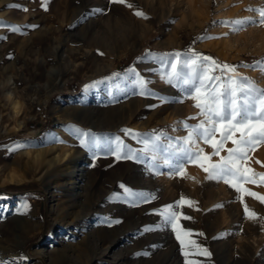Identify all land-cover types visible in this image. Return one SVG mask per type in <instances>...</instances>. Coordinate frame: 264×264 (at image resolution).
Instances as JSON below:
<instances>
[{
    "label": "rangeland",
    "instance_id": "obj_1",
    "mask_svg": "<svg viewBox=\"0 0 264 264\" xmlns=\"http://www.w3.org/2000/svg\"><path fill=\"white\" fill-rule=\"evenodd\" d=\"M25 1L0 3L6 11L21 15L26 9ZM226 2L126 0L132 5L128 8L109 0H69L63 17L56 16L54 7L48 8L52 30L62 26L53 33L42 76L30 79L20 69L24 60H18L11 69L20 71V97L6 101L0 90V194L8 197L0 200L1 257L6 250L26 249L33 254L52 246L55 239L68 246L66 254L75 264H185L175 234L155 214L183 196L196 203L180 209L192 217L181 223L193 233H203L191 239L211 252L210 258L189 259L200 264H264V204L245 197L244 203L258 215L255 221L245 219L235 191L223 182L208 180L199 167L188 165L185 178H169L151 174L147 161H116L104 153L94 160L92 153L79 146L69 128L76 126L100 137L120 135L137 149L142 146L124 137L123 129L144 134L166 130L174 138L186 136L180 122L198 123V119H189L198 117V110L190 99L161 105L158 97L177 100L181 93L163 78L160 57L191 49L232 65L264 62V26L248 24L239 32L223 26L222 21L231 22ZM257 2L253 11L240 20L260 19L255 10L264 8V0ZM31 3L38 13L46 12L41 0ZM137 10L150 18H137ZM202 36L213 38L201 40ZM6 42L7 37L1 35L0 47ZM67 45L75 57L70 67L60 58V49ZM98 50L104 55H98ZM2 52L0 49V67L13 64L16 55L9 63L3 62ZM149 52L152 56H147ZM130 69L148 81L151 97L133 95L134 90L129 88L117 92L113 102L107 94L108 85L84 91L85 85L114 73L127 74ZM238 72L264 89V72L251 67H240ZM17 101L18 110L12 106ZM104 110L112 111L111 116L99 120ZM53 138L71 146L53 143ZM18 143L29 145L26 153H9L8 149ZM226 147H232L231 143ZM205 150L210 151L206 146ZM79 151L82 158L77 166L73 155ZM252 155L264 163V146ZM41 161L45 165H40ZM251 166L264 172V167L254 161ZM80 175L83 179L77 185ZM120 185L146 192L152 199L133 207L118 198L124 196ZM246 187L264 195V186ZM22 202H27L29 208L22 209ZM106 218L121 223L109 227ZM146 228L153 230L145 231ZM57 229L61 233L52 240V232ZM237 232L241 234L235 235ZM20 264L40 263L31 260Z\"/></svg>",
    "mask_w": 264,
    "mask_h": 264
},
{
    "label": "snow or ice",
    "instance_id": "obj_2",
    "mask_svg": "<svg viewBox=\"0 0 264 264\" xmlns=\"http://www.w3.org/2000/svg\"><path fill=\"white\" fill-rule=\"evenodd\" d=\"M109 2L132 8V5L126 3V0H109ZM48 3L49 0H41L45 11L48 10ZM249 11H253V9H249ZM255 11L260 17L258 21L238 19L231 22L222 21L221 24L230 27L233 32L243 30L248 24L264 26V8ZM134 15L141 19L150 18L141 10L135 11ZM0 26H7L12 32H21L19 25L8 26L0 21ZM28 27L38 26L29 25ZM212 38L202 36L201 40ZM97 54L104 55L99 50ZM147 56H152V53H147ZM159 63L163 78L181 93V98L177 100L158 97L161 105L183 103L190 99L193 101L194 108L198 110V117L189 118L190 120L198 119V123L180 122L187 133L186 136L174 138L168 136L166 130H154L144 134L134 132L132 129H123L124 137H130L142 146L137 149L125 143L120 135L100 137L91 131L69 126L72 135L81 148L92 153L94 160L104 153L116 161L131 160L139 163L147 161L148 170L153 175L185 178L188 165L199 167L207 174L208 180L223 182L235 191L239 202L243 205L245 219L257 220V213L249 209L248 205L244 203V198L252 197L264 204V195L246 187V185L264 186V172H257L251 166L254 161L264 167V163L254 160L252 155L260 146H264V89L258 88L249 77L241 75L238 69L251 67L264 72V62L258 61L253 65H232L190 49L187 53L164 54L159 58ZM102 85L109 86L107 94L113 99V102H116L115 94L117 92L123 93L129 88L134 90L133 95L146 98L153 95L148 88V81L135 69H130L127 74L114 73L109 77L94 81L85 85L84 91L97 89ZM165 140L167 143H164ZM52 142L71 146L60 138H53ZM229 143L232 147H226ZM205 146L210 151H206ZM28 147L27 143H18L8 149V152L27 150ZM222 153H226V155H222ZM162 168L167 169V172H162ZM120 187L124 191V196L118 198L133 207L148 203L152 199L146 192L133 191L124 185H120ZM6 199H8L6 195L0 194V200ZM195 203V201L181 196L175 204H169L155 213L162 217L164 225L170 227L175 234L181 254L185 257V264H200L199 261L189 259L190 256L211 257V252L206 247L191 239L193 235L203 236V233H193L191 230L185 229L181 223V221L191 220L192 217L184 214L180 209L191 208ZM21 207L27 209L29 204L22 202ZM218 207H223V205ZM18 214L26 213L18 211ZM106 223L111 227L121 221L106 218ZM152 230L151 228L145 229V231ZM240 234L241 232L235 233V235ZM0 264H12V262L0 261Z\"/></svg>",
    "mask_w": 264,
    "mask_h": 264
},
{
    "label": "bare ground",
    "instance_id": "obj_3",
    "mask_svg": "<svg viewBox=\"0 0 264 264\" xmlns=\"http://www.w3.org/2000/svg\"><path fill=\"white\" fill-rule=\"evenodd\" d=\"M226 3L228 5L227 16L228 19L232 21L238 19L240 20L242 17H244L245 14L247 15V12H250L249 9L253 8V6H255V4L258 2L257 0H227ZM30 4H32L31 0L25 1V7L27 11L20 15L19 12L6 11L5 8L1 7L0 3V18L3 19L4 25H19L21 27L20 34L12 32L7 26H3L2 28H0V36L3 35L7 37V42L2 47H0V49L3 50L1 60L3 62H8L12 55H16V60L14 59L13 64L10 63L8 64V66H3L2 68L0 67V75L2 76V80L0 82V90L2 91L1 98H5L6 101H10L11 99L20 97V71L17 68L15 71H13V68L11 69V67L15 66L14 64L18 60H24L25 64L20 67V69H22V73L29 76L30 79L41 77L43 74H41V71L44 69L47 63L46 60L50 49L52 48L53 33L55 34L58 30H60L62 26V24H60L55 28V30L53 29V31L49 25L50 15L48 16V10L45 13L40 14L32 7H30ZM68 6L69 0H49L48 3V8L54 7V10H56V12L54 13L59 17L64 16V11L68 8ZM74 16L75 15H73V17ZM29 25H36L38 27L32 28L28 27ZM60 51V58L65 64L69 65L70 67L75 60L72 47L68 45L63 46ZM17 105H19L18 101L13 103L12 106L14 109H17ZM111 112L112 111L110 110H104L103 113L99 116V120L107 117L108 115L111 116ZM1 116L2 113L0 112V120ZM18 152L22 154L26 153V150H19ZM73 156L75 165L78 161L81 160L82 152L79 151ZM87 163H89V161ZM40 165L45 164H43V162L41 161ZM76 165L78 166V163ZM76 171L78 172L79 169ZM77 179H79V182H75V184L78 185L82 181L83 175L77 176ZM58 233H61L59 229L53 230L52 240ZM61 241L57 242L54 239L52 246L40 249L33 254L29 253V251H26V249H21L17 252L13 250H6L5 252H2L3 256H0V260L10 261L12 262V264H20L22 262H28L31 260H38L40 264H75L66 254V248H68V246L62 244Z\"/></svg>",
    "mask_w": 264,
    "mask_h": 264
},
{
    "label": "clouds",
    "instance_id": "obj_4",
    "mask_svg": "<svg viewBox=\"0 0 264 264\" xmlns=\"http://www.w3.org/2000/svg\"><path fill=\"white\" fill-rule=\"evenodd\" d=\"M18 108H19V105H17V110H18Z\"/></svg>",
    "mask_w": 264,
    "mask_h": 264
}]
</instances>
